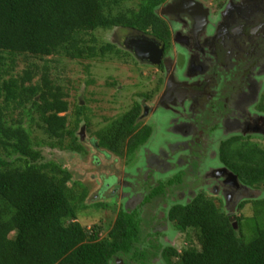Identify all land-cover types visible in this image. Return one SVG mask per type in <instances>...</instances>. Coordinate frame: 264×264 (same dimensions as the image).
Returning <instances> with one entry per match:
<instances>
[{
  "label": "trees",
  "instance_id": "1",
  "mask_svg": "<svg viewBox=\"0 0 264 264\" xmlns=\"http://www.w3.org/2000/svg\"><path fill=\"white\" fill-rule=\"evenodd\" d=\"M166 1L0 0V264H116L118 258L124 264H151L155 259L164 264H264L262 143L236 138L218 149L226 170L262 198L242 199L230 214L224 199L201 190L186 205L168 208L164 220L176 231L195 232L197 246L189 244L180 251L162 246L161 235L152 239L153 234L145 233L148 227H142L136 210L121 209L104 237L99 226L81 225L77 215L85 194L76 195L68 187L70 172L41 154L45 145L82 151L76 130L89 124L85 109L77 104L71 121L68 94L56 84L49 59L85 61L119 55L110 43L97 46L93 35L113 28L168 45L170 28L158 15ZM28 59L43 64L26 63L14 73ZM140 115L141 106L134 103L95 132L97 146L119 157L132 154L151 134L148 126L140 128ZM35 132L50 142L35 141ZM182 177L159 183L145 201L161 198L172 185L187 190L179 187L186 182ZM245 210L247 214L235 216ZM230 217L235 218L236 229Z\"/></svg>",
  "mask_w": 264,
  "mask_h": 264
},
{
  "label": "rangeland",
  "instance_id": "2",
  "mask_svg": "<svg viewBox=\"0 0 264 264\" xmlns=\"http://www.w3.org/2000/svg\"><path fill=\"white\" fill-rule=\"evenodd\" d=\"M198 1L206 7H210L212 11L215 10L214 6H217L218 2V0ZM163 20L168 24L166 19L163 18ZM93 35L97 40V46L110 43L116 48L115 50L120 51V54L109 53L103 58L85 61L50 58V63H48L56 84L60 85L63 91L68 94L67 101L72 109L70 111L71 121H73L75 104L85 109L84 116L88 119V127H84L82 123V126L76 130L82 151L53 149L47 145L41 147L40 150L46 161H53L70 172L71 180L68 187L76 195L82 197L85 194L86 198L78 208V222L87 228L94 225L99 226L101 237H104L111 228L117 213L121 209L123 211L130 209L127 200L130 199L131 204H134V199L138 198L141 187L138 178H141V174L144 179L147 176L146 178L154 180L156 185L160 182L170 181L181 174L186 176L184 180L193 181V177L190 178L185 173L188 162L190 165H194L191 159L193 153L190 145L194 135H189L187 132L191 127L197 129L198 126L195 124L197 115L192 112L189 103L179 107L169 105L167 109L159 106L151 117L143 116L141 119L140 128L147 125L151 134L147 141L132 154L119 157L99 148L95 132L105 128L110 124V121L119 118L134 103L145 102L150 106L155 104L156 97L162 88L163 77L159 71L156 72V69L140 63L134 53L125 47L126 29L97 30ZM180 50L178 47L179 52ZM53 60L55 62L51 63ZM26 63L28 65L31 63L43 64L33 59H28V62L25 63L21 61L14 73L21 71L22 66H25ZM183 63L184 59L180 64L183 65ZM187 63L188 61L185 62L182 69H175L174 78L177 82L186 79ZM20 65L22 66L20 67ZM196 79L199 80L200 77ZM146 98L149 99L146 100ZM233 113L240 116L237 111H233ZM63 115L65 114L61 116ZM217 125L218 129L214 130L212 134L209 133L211 136L206 144L205 155L200 162L198 157L196 171L201 178L200 181H204V183L199 187L193 184L192 196L195 190H197L195 194L204 190L208 196L217 195L221 197L220 199H224L227 194L232 193L226 185L221 184L220 179L214 177V173L223 170L218 159L220 143L231 138L233 135L230 134L238 132L235 131L236 129L229 130L222 123L218 122ZM33 137L35 141L50 142L41 132L33 133ZM181 193L183 197L179 202L186 205L192 198H189L190 190H182ZM174 194L173 191L169 194L171 195L168 200L170 205L175 200H170ZM255 194L257 195L254 197H263L258 195L259 192ZM237 195L233 196L232 203L236 200ZM134 196L136 197L134 198ZM242 197L237 199L235 204H238L240 199L251 198L245 195ZM224 206L226 209L228 208L226 205ZM166 209L168 208L164 210ZM232 209L233 212L230 214L234 213ZM147 213L148 211L145 209L142 211V220ZM245 214H247V210L235 216ZM160 216L162 218L163 213L157 214L155 218L159 220ZM167 226H169V230H165L166 234L161 235L163 244L165 243L163 239H166L165 245L173 247L177 251L189 244L197 246L194 231L189 230L184 234L175 233L172 235L175 231L173 225L168 223ZM142 257L146 258L144 255Z\"/></svg>",
  "mask_w": 264,
  "mask_h": 264
},
{
  "label": "flooded vegetation",
  "instance_id": "3",
  "mask_svg": "<svg viewBox=\"0 0 264 264\" xmlns=\"http://www.w3.org/2000/svg\"><path fill=\"white\" fill-rule=\"evenodd\" d=\"M216 5L215 10L212 11L210 7H206L198 0H167L159 9L158 15L168 21L170 42L164 45L156 41L159 49L162 50L159 64L152 65L148 61H140L136 58L143 65L156 69V72L159 71L163 77L162 88L156 97V103L152 106L145 102L140 103L139 125L142 124L143 116L151 117L159 106L167 109L169 105L179 107L189 103L192 112L197 115L195 119L197 129L191 127L187 132L189 135H194L190 144L194 165L188 162L185 173L190 178L193 177V181L184 180L186 176L182 174V179L186 182L179 185L190 190L191 200L195 196V191L192 196L193 186L199 187L204 183L200 181L201 178L196 171L198 157L200 162L205 155L210 134L219 127L218 122L229 130L236 129L235 131L238 132L230 134L233 136L227 140L250 138L258 143L260 140V143L264 144V111L262 109L264 107L262 105L264 100V0H218ZM125 36V47L130 38L137 36H146L154 40L150 36L127 29ZM178 47L181 49L180 52ZM183 59L184 63L181 65ZM186 61H188L186 79L177 82L174 78L175 69H182ZM197 77L200 79L197 80ZM233 111L240 113V116H236ZM220 164L223 170L216 171L214 177L220 179L221 184L226 185L232 192L224 197L227 207L232 209L233 203L243 198V195L254 197L253 192L234 182L228 172H224L227 168L221 162ZM140 177H137L141 182L139 199H134V204H131L130 199L127 200L130 209L125 210L134 211L135 208L140 215L144 209L147 210L148 213L142 220V227L144 229L148 227V230H144L145 233L153 234L152 239H155L156 235L166 234L165 230L169 228L167 226L169 222L164 220L168 209H164L175 204H182L179 200L183 194L177 189V185L175 187L172 185L169 189L166 188L161 198L154 197L145 201L150 191L158 184L146 178L147 176L144 179L142 174ZM168 182L169 180L160 183ZM171 191L175 194L170 200H175L170 205L168 200ZM235 194L238 195L232 203ZM160 211H163V217L160 216L158 220L155 216L162 214ZM175 233L179 232L175 230L172 235ZM159 238L162 246H168L165 245L166 239H163L165 242L163 244L162 237ZM159 261L155 259L151 264H164ZM116 264L124 263L118 258ZM134 264L140 263L134 262Z\"/></svg>",
  "mask_w": 264,
  "mask_h": 264
},
{
  "label": "water",
  "instance_id": "4",
  "mask_svg": "<svg viewBox=\"0 0 264 264\" xmlns=\"http://www.w3.org/2000/svg\"><path fill=\"white\" fill-rule=\"evenodd\" d=\"M137 42L136 44H134ZM126 47L132 51L137 59L140 61H148L152 65L159 64L162 50L159 49V44L156 41L146 37V36H137L130 38L127 42ZM224 172H228L224 169ZM228 175L232 178L234 182L237 183L236 176L228 172ZM229 221L232 223L233 228L236 229L237 225L234 217H230Z\"/></svg>",
  "mask_w": 264,
  "mask_h": 264
}]
</instances>
